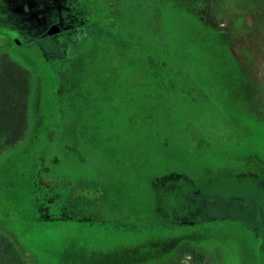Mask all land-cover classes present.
Wrapping results in <instances>:
<instances>
[{"label": "rangeland", "instance_id": "1", "mask_svg": "<svg viewBox=\"0 0 264 264\" xmlns=\"http://www.w3.org/2000/svg\"><path fill=\"white\" fill-rule=\"evenodd\" d=\"M0 52L30 74L0 154L27 263L264 264V0H0Z\"/></svg>", "mask_w": 264, "mask_h": 264}, {"label": "trees", "instance_id": "2", "mask_svg": "<svg viewBox=\"0 0 264 264\" xmlns=\"http://www.w3.org/2000/svg\"><path fill=\"white\" fill-rule=\"evenodd\" d=\"M29 72L0 52V154L21 142L28 130ZM0 264H29L15 244L0 232ZM162 264H211L196 248L182 245L176 257Z\"/></svg>", "mask_w": 264, "mask_h": 264}, {"label": "flooded vegetation", "instance_id": "3", "mask_svg": "<svg viewBox=\"0 0 264 264\" xmlns=\"http://www.w3.org/2000/svg\"><path fill=\"white\" fill-rule=\"evenodd\" d=\"M55 10H56V14H58V15H61L62 13H64L66 10H68L67 11V13H69L70 11V9L69 8H67L66 6H61V5H58L57 6V8H55ZM55 30H60L59 28H54ZM54 29H52V30H54Z\"/></svg>", "mask_w": 264, "mask_h": 264}]
</instances>
